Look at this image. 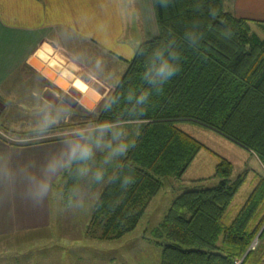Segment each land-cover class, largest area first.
Listing matches in <instances>:
<instances>
[{"label":"trees","instance_id":"1","mask_svg":"<svg viewBox=\"0 0 264 264\" xmlns=\"http://www.w3.org/2000/svg\"><path fill=\"white\" fill-rule=\"evenodd\" d=\"M153 4L158 33L138 46L103 103L111 107L106 111L102 106L96 120L97 125L110 121V127L134 126L119 141L134 147L121 159L114 151L112 169L103 175L106 185L93 205L91 226L101 229L104 239L133 231L164 179L182 178L204 147L181 123L218 131L264 164V20L235 15L225 0ZM157 52L180 69L159 93L143 79L145 71L161 63ZM144 88H151V96L138 103ZM89 159H73L62 173L67 202ZM233 172V163L221 158L215 171L218 184L198 183L178 193L153 230L162 246L161 264H264V247L251 249L258 234L260 241L264 235V229L259 233L264 225V176L231 217L228 208L247 179L246 171L236 177ZM125 175L134 179L127 188L121 186Z\"/></svg>","mask_w":264,"mask_h":264},{"label":"rangeland","instance_id":"2","mask_svg":"<svg viewBox=\"0 0 264 264\" xmlns=\"http://www.w3.org/2000/svg\"><path fill=\"white\" fill-rule=\"evenodd\" d=\"M252 28L260 32L255 23H252ZM80 50H84V53H79ZM60 51L63 53L62 62L54 58L55 55H45L52 64L48 66L56 74L65 69L72 72L73 76L97 90L100 100L87 107L82 103V95L74 91L81 102L79 106H71L68 102L52 105L43 91L45 82H49L38 75L25 76L20 73L0 88V136L20 143H37L66 133L82 134L93 154L82 170L70 202L66 201L64 195L66 178L64 183L58 181L56 184L52 194L50 225L23 234L0 237V264H161L162 246L156 242L158 239L154 237L153 230L163 221L178 193L198 183L204 186L218 184L220 178L215 176V171L221 158L233 163L234 177L244 173L250 164L256 165L257 161L249 155L248 149L222 133L190 122L181 123L185 131L204 144L197 158H194L182 178L164 179L161 190L151 199L133 231L122 237L102 238V230L91 226L93 205L106 185L107 180L103 175L112 169L114 148L133 131L134 126H111L102 133L96 120L110 91L119 82L124 65L116 60L117 57L103 55L94 48L80 44L77 48L75 45L60 48ZM59 56L56 55L57 58ZM56 125L62 127L56 128ZM109 148V152L103 155ZM117 158L121 159V156L118 154ZM248 160L251 163L248 164ZM97 173L102 174L99 180ZM196 177L203 178L196 182ZM247 189L242 188L234 198L233 204L238 207L228 212L231 217L239 211ZM263 229L264 225L259 233ZM259 245L264 247V235L260 241L258 234L251 249H257Z\"/></svg>","mask_w":264,"mask_h":264},{"label":"crops","instance_id":"3","mask_svg":"<svg viewBox=\"0 0 264 264\" xmlns=\"http://www.w3.org/2000/svg\"><path fill=\"white\" fill-rule=\"evenodd\" d=\"M225 7L237 16L264 20V0H225ZM157 33L153 0H0V88L20 73L34 74L49 82H45L43 91L48 101L57 100L52 105L67 103L66 96L78 105L81 103L68 90L70 86L82 95L83 102L92 105L100 100V93L66 69L56 74L48 66L52 64L45 55H55L62 62L60 48L74 45L77 48L78 44L91 47L103 55L117 57L124 65L120 80L138 46ZM58 54L61 56L57 58ZM33 59L46 65L51 74L58 75L57 79L66 87L39 71L32 64ZM66 134L37 143H20L0 136V237L23 234L52 223V194L56 184L73 160L72 148L86 143V137ZM247 151L259 166L250 164L245 169L247 179L236 193L248 187L242 205L259 176H264L262 161L257 154ZM41 185L47 188L38 197L35 193ZM230 205L229 213L238 207L233 202Z\"/></svg>","mask_w":264,"mask_h":264},{"label":"clouds","instance_id":"4","mask_svg":"<svg viewBox=\"0 0 264 264\" xmlns=\"http://www.w3.org/2000/svg\"><path fill=\"white\" fill-rule=\"evenodd\" d=\"M157 57L161 60V63L159 64L158 67H154L151 69H148L145 71L143 79L152 86H155L157 88L158 93L163 91V86L165 83H167L176 73L180 70L178 66L172 64L169 62L168 59L163 58V53L162 52H157L156 53ZM157 78H159L157 80ZM151 96V88H144L139 96L137 97V102L138 103H143L146 100H149ZM57 100H52V103H55ZM104 110H108L111 105L106 103L104 104ZM111 122L106 121L98 125L100 131L103 133L107 131L110 127ZM82 135V134H81ZM118 135V134H114ZM134 147L133 145H129L127 142H122L118 145V147L114 150L116 154L122 155L124 157L127 156V153L129 150ZM92 149L89 145H75L72 150H71V157L73 159H80V160H86L92 155ZM102 174L97 173V179H101ZM134 183V179L130 175H125L123 178L121 186L123 188H127L129 185ZM47 186L46 185H41L39 191L35 193L36 196L42 197L44 192L46 191Z\"/></svg>","mask_w":264,"mask_h":264},{"label":"water","instance_id":"5","mask_svg":"<svg viewBox=\"0 0 264 264\" xmlns=\"http://www.w3.org/2000/svg\"><path fill=\"white\" fill-rule=\"evenodd\" d=\"M32 64L39 70L41 71L45 76H47L48 78H50L51 80H53L54 82H56L58 85H60L61 87L65 88L66 86L63 85V83L57 79L58 75H53L49 72V70L46 69V65H44L43 63L40 64L38 61H36L35 59H33L32 61ZM71 92L74 93V90L73 89H70ZM82 103L87 106V107H91L92 105L88 104V103H85L82 101Z\"/></svg>","mask_w":264,"mask_h":264},{"label":"flooded vegetation","instance_id":"6","mask_svg":"<svg viewBox=\"0 0 264 264\" xmlns=\"http://www.w3.org/2000/svg\"><path fill=\"white\" fill-rule=\"evenodd\" d=\"M66 99L68 100L67 102L70 103V105L72 106H79L77 102H75L76 100H73V98L66 96Z\"/></svg>","mask_w":264,"mask_h":264},{"label":"snow or ice","instance_id":"7","mask_svg":"<svg viewBox=\"0 0 264 264\" xmlns=\"http://www.w3.org/2000/svg\"><path fill=\"white\" fill-rule=\"evenodd\" d=\"M81 90L82 91H86V88H84L83 86H81Z\"/></svg>","mask_w":264,"mask_h":264}]
</instances>
